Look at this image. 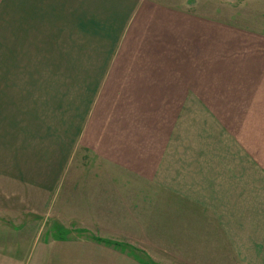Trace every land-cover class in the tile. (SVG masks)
<instances>
[{"label":"crops","instance_id":"1","mask_svg":"<svg viewBox=\"0 0 264 264\" xmlns=\"http://www.w3.org/2000/svg\"><path fill=\"white\" fill-rule=\"evenodd\" d=\"M187 9V1L158 5L156 0H55L54 65L55 70L60 68L55 88L47 79L49 73H44V85L37 82L43 73L40 61L31 62L32 72H18L22 62L12 69L15 76L35 81L21 90L45 89L48 97L42 109L43 119L52 123V140L43 175H48L44 187L52 190L40 184L3 188L2 193L13 195L0 216V264H264V22L255 24L256 33L235 25L228 29L226 46L235 54L227 58V65L243 68L235 74L244 80L242 99L238 92L228 91L230 98L238 99L220 106L212 97L225 94L217 89L212 94L195 91V102L190 103L191 93L180 91L185 100L174 135L171 127L169 136H157L161 132L156 135L155 129L147 137L133 131L140 114L149 120L150 112L162 131L155 114L173 109L157 99L172 96L170 85L162 90L169 92L164 96L160 89L133 91V96L145 98V105H119L116 98L128 89H111L109 104H93L91 80L116 85L148 77L150 65L158 62L156 49L165 50L159 64L173 57L181 64L193 63L182 62L181 53L174 55L172 49L183 50L185 59L189 50L204 48L203 33L222 29L210 28L203 13L195 9L188 14ZM209 43L211 48L219 46L218 41ZM241 47L244 51L236 52ZM200 54L203 51L196 55L195 65L221 60L212 58L210 63L211 58ZM165 69L160 67L159 72L171 73ZM203 69L195 70V81L213 87L203 84L208 81L200 76ZM185 70L181 81L188 86L191 75ZM105 89L98 94L102 96ZM76 91L79 106L71 100ZM200 96L209 97L207 104L198 100ZM149 104H154L153 111L146 108ZM2 107L0 124H13L24 113L20 104ZM120 108L133 112L136 120H122ZM220 108L228 113L227 121L216 115ZM100 113L103 121L98 120ZM16 127L18 139L24 140L25 131ZM73 160L81 169L67 168ZM48 191L52 194L45 196ZM27 192L35 195L15 194ZM63 196L68 207L59 208V215L67 209L75 226L68 229L67 247L59 248L56 210L52 211L56 201L50 205L45 198L62 202ZM108 240L131 242L136 248L110 247Z\"/></svg>","mask_w":264,"mask_h":264},{"label":"rangeland","instance_id":"2","mask_svg":"<svg viewBox=\"0 0 264 264\" xmlns=\"http://www.w3.org/2000/svg\"><path fill=\"white\" fill-rule=\"evenodd\" d=\"M158 5L160 3L173 5L174 2H185L187 1L188 14L191 12H195V9L198 13H203L204 18L207 19L208 23L212 26L220 27V33L214 34L211 33H203V41L204 48L200 49L203 51V55L200 54L204 59H210V63L212 62V58H220V61H213L214 65L206 63L204 66L195 65L196 55H199L200 51L198 50H189L187 57L184 59L183 50L172 49V54L176 55L179 51L181 53L182 62L192 61V64H181L179 58L173 57L171 62L164 64H159L163 62L162 53L165 52L164 49H156V53L158 55V62L153 66L150 65V75L147 77L146 75H140L141 80L130 79L129 81H116V85L113 83L107 84V81H98L91 80V91H92V100L93 104L101 105L113 99L108 95L113 91L111 89L123 90L128 89L125 96H121L116 98L118 100V104H125L124 106H131L133 104L140 103L141 105H145V98H140L138 96H133L131 93L138 89H160L161 96L164 94L168 95L169 85L171 86L170 94L172 96L170 98H161L157 99L162 104L172 106V112H167L159 116H156V123H161L163 126L162 131L155 126L153 119V113H148L151 118L148 120L146 117H142L144 114H140V121L134 122L135 128L133 129L139 136L147 137L150 135L151 130L155 129L157 132H161L160 135L157 136H169V127L172 129V135L175 134V129L177 127V119L180 115V104L182 100L185 98L181 97L180 91L184 93L185 91H189L191 96L187 97V100L191 103L195 102V91L204 92L203 94H212L215 92H223L225 95L223 96H213L215 104L228 105L229 99L237 100V97L230 98L227 95V92L234 93L238 92L240 95V99H242L243 95V86L244 80L242 77H237L235 74L243 72L242 67H233L231 65H227V58L233 57L235 54L233 50H229L227 48V42L229 40L228 29H231L233 25H235L238 30L244 31L246 30L248 33H256L255 32V24L264 22V0H156ZM180 7V4L178 5ZM141 19V18H140ZM212 22V23H211ZM219 23V24H217ZM144 24V21L140 20V26ZM214 41L216 43L219 42L218 48H211L209 42ZM150 42V41H149ZM148 43V42H147ZM146 43V44H147ZM145 44V45H146ZM249 44V42H248ZM152 47V46H151ZM243 52V48L241 47L236 52ZM38 52L39 54H36ZM31 56H36L31 59ZM240 56H243L241 54ZM199 59V58H198ZM55 60V0H0V109L4 115V110H2V106L6 104H10L14 106V104H20L23 108L24 112L20 117L16 116L13 119V124L9 121L3 122L0 124V216H4L5 212V203L10 201L11 195L8 191H1L3 188L16 187V185L21 186H30L36 185L42 188L46 184V180L48 179V175H43V168L45 163L50 160V148H51V133H52V123L50 120L43 119V112L45 109L42 107L45 104L46 96L45 89H39L38 91L32 93H26V90H21L25 86H33L35 81L28 79L26 76L22 78L20 76H15V70H12L13 67L17 66V63L22 62L23 65H18V72L30 71L32 72L34 69L32 68L31 62H41L42 63V72L40 77H38L37 82H41L44 85V73H49L48 81L52 87L55 88V72H59L60 68L57 67L55 70L54 65ZM223 60H226L223 62ZM165 61V59H164ZM220 62V64H219ZM44 66L48 68L43 71ZM166 68L167 71H171L170 74L160 73L159 68ZM200 67H204L203 76L208 81H203V84H213L210 88H204L201 86V82L197 80L195 81V70H199ZM155 68V75L152 74V69ZM185 68H188V73L191 75V80L188 82V86L181 81V72L184 74L186 71ZM26 69V70H25ZM165 69V70H166ZM232 73L234 75H232ZM156 76V77H155ZM210 79H208V77ZM170 78V80H166ZM46 79V78H45ZM67 82V81H66ZM58 83H63V81H59ZM65 83V82H64ZM88 85V86H89ZM197 87V88H196ZM103 88H106L104 94L99 95V91ZM185 88L184 90H181ZM20 89V90H19ZM217 89H219L217 91ZM64 92H68L65 90ZM26 93V94H25ZM101 94V92H100ZM98 95V97H97ZM97 97V100L95 98ZM102 97L101 99H99ZM68 98V97H67ZM55 99V97H54ZM209 97H199L198 100L207 104ZM73 100L77 106H79V94L76 91L75 97ZM165 100V101H163ZM10 102V103H9ZM204 104V105H205ZM154 104H149L150 110L153 111ZM180 106V107H179ZM95 107V106H94ZM94 107L92 108L94 110ZM123 107V106H122ZM121 107V108H122ZM118 110L119 115L124 121H135L136 118L133 116V112L125 113L122 109ZM74 107L69 108V112L74 111ZM167 109V108H166ZM34 110V111H33ZM128 110L125 107V111ZM220 111L219 114L221 119L224 121L228 120V113H223L225 111L224 108L218 109ZM107 111V109H105ZM114 111L117 112L116 109ZM0 112V115H1ZM33 113H35V117H33ZM78 113V112H76ZM223 113V114H222ZM36 115L38 117H36ZM104 113H100V117L98 120L103 121ZM25 118H27L26 125H23ZM20 120L21 123L15 122V120ZM30 119V120H29ZM147 120V121H146ZM17 126L16 129L22 128V132L25 131L26 138L18 139L16 135L14 126ZM148 126V127H147ZM57 127H62V125H57ZM166 129V131H164ZM128 131H131V128H128ZM178 131V130H177ZM9 133L11 136H9ZM26 139V140H25ZM67 168L73 169H81L80 163L78 160H73ZM39 173L40 175H37ZM81 174L79 177L81 178ZM40 179V182L38 180ZM40 184V185H37ZM63 183H60L61 188L60 191L65 190V186L63 187ZM65 185V184H64ZM49 184L47 187H51ZM75 187V186H74ZM64 188V189H63ZM68 188V187H66ZM78 188V187H77ZM47 190H52L51 188H46ZM57 187V191H58ZM56 191V190H55ZM56 191V192H57ZM46 192V191H45ZM16 195H24V196H32L35 193L27 192L26 194L15 193ZM52 194V192H47L46 195ZM62 195V194H61ZM55 200V205L52 201ZM52 205L53 212L56 210L55 214V247H67L66 236L70 232L68 229L75 226L74 225V216L68 212L67 209L63 216H60V209L63 208L64 205L68 207L67 196H63L62 202L55 198L51 200H47ZM59 201V203H58ZM79 206H82V202H77ZM60 205V207H59ZM72 211H77V209H72ZM64 213V212H63ZM51 216V214H50ZM73 217V218H72ZM72 222H69L71 221ZM76 228V227H74ZM73 228V230H74ZM81 234L85 232L84 230H80ZM85 234V233H84ZM86 235V234H85ZM60 240V242L58 241ZM65 240V241H64ZM110 247L124 248V249H135L136 247L130 242L124 241H106Z\"/></svg>","mask_w":264,"mask_h":264}]
</instances>
